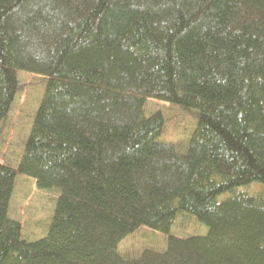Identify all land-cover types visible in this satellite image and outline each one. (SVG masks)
I'll return each mask as SVG.
<instances>
[{
  "label": "trees",
  "instance_id": "obj_1",
  "mask_svg": "<svg viewBox=\"0 0 264 264\" xmlns=\"http://www.w3.org/2000/svg\"><path fill=\"white\" fill-rule=\"evenodd\" d=\"M20 71L46 81L0 163V264H264V0H0V123ZM18 174L58 194L36 240L9 214ZM142 228L165 245L121 251Z\"/></svg>",
  "mask_w": 264,
  "mask_h": 264
},
{
  "label": "rangeland",
  "instance_id": "obj_2",
  "mask_svg": "<svg viewBox=\"0 0 264 264\" xmlns=\"http://www.w3.org/2000/svg\"><path fill=\"white\" fill-rule=\"evenodd\" d=\"M18 77L21 91L8 116L0 123V163L10 164L13 167H17L23 153L46 81L43 76L25 71H20ZM156 109H163L168 117L164 140L179 141L188 137L192 126L187 127V125L193 124L189 116L177 108H172L169 103L150 99L146 112ZM253 189H259L258 185ZM57 197L58 194L54 191L39 189L35 179L18 174L9 214L11 218L20 221L24 238L36 240L46 235ZM204 227L193 219L182 218L175 225L173 232L178 235L204 234L207 230ZM165 238L159 232L142 228L126 237L120 243L119 249L126 251L146 246H164Z\"/></svg>",
  "mask_w": 264,
  "mask_h": 264
}]
</instances>
